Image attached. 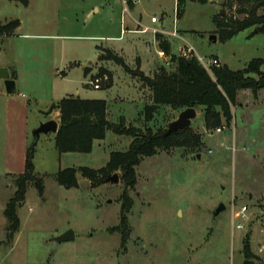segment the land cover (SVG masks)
I'll use <instances>...</instances> for the list:
<instances>
[{
	"label": "rangeland",
	"instance_id": "1",
	"mask_svg": "<svg viewBox=\"0 0 264 264\" xmlns=\"http://www.w3.org/2000/svg\"><path fill=\"white\" fill-rule=\"evenodd\" d=\"M29 1L26 7L0 0V23H21L11 35L0 37V42L7 40L0 65L8 60L11 77L13 67L18 73L15 93L7 97L0 85V264H244L247 236L255 264H264L257 249L259 244L264 248V90L238 92L232 120H223L220 132L206 127L204 110L198 108L191 128L201 138L200 147H173L142 158L133 188L125 185L120 170L110 174L118 175V182L97 187L80 172L106 167L113 152L129 149L131 137L109 130L86 154L61 153L54 133L35 136L53 118L50 109L69 95L106 101L111 123L123 119L127 128L165 133L184 110L164 106L147 119L144 109L153 104L152 92L139 77L107 59L108 52L99 58L101 49L120 55L135 73L152 77L157 69L175 72L177 64L166 60L167 54L160 57L159 31L172 56L187 43L201 57L243 70L253 59H264V33L254 34L252 27L222 42L215 18L243 20L248 6L236 0H186L178 21L177 0H135L133 16L150 31L118 40L111 38L121 36L123 0ZM257 13L263 15L264 9ZM175 29L179 38L171 35ZM98 77L104 82L96 90L90 80ZM30 149L37 180L28 184L24 203L17 205L21 226L15 239L17 233L9 237L4 211ZM70 168L78 170L79 186L67 189L57 177ZM124 201L131 205L125 241L119 228ZM221 205L225 209L216 215ZM243 206L250 219L239 231L235 223ZM69 230L74 240H55Z\"/></svg>",
	"mask_w": 264,
	"mask_h": 264
},
{
	"label": "trees",
	"instance_id": "2",
	"mask_svg": "<svg viewBox=\"0 0 264 264\" xmlns=\"http://www.w3.org/2000/svg\"><path fill=\"white\" fill-rule=\"evenodd\" d=\"M24 6L29 5V0H12ZM195 1V0H190ZM204 2V0H200ZM243 6V12L247 17L243 20H231L225 22L219 16L215 18L217 29L220 32V40L227 42L239 33L256 27L257 34L264 33V14L259 15L257 11L264 9V0H236ZM131 4V2H130ZM186 0H177V17L181 18L185 13ZM20 25V21H11L0 29L8 36ZM161 50L170 55L168 42L160 41ZM109 56L107 59L115 61L124 70L139 77L142 84L152 92L151 106L144 109V115L151 120L160 107L169 106L176 110L188 108H203L204 120L208 129L222 127L223 120L230 123L232 120V105L235 104L238 92L250 90L254 94L264 90V59L257 58L250 61L243 70L234 71L227 65L213 67L211 72L202 67L195 59H184L172 56V61L177 64L175 72L169 73L165 70H158L152 77L146 76L143 72L135 73L130 70L124 59L106 50ZM101 59H105L101 56ZM140 67V61H137ZM15 78V73H13ZM108 87L112 85V76L108 77ZM55 109L60 111V122L56 136V145L61 153H91L96 141L104 140L107 131L111 130L116 135H125L132 138L130 147L125 152H113L107 166L92 170L81 168L80 172L86 179L90 180L94 187L107 183L112 172L118 170L123 173V180L128 188H133L137 182L136 167L142 158L153 157L161 150H169L173 147L199 148L201 145L200 136L196 135L192 128L172 133L163 137V133H146L134 127H126L122 119L119 124L111 123L107 119V103L104 100H85L80 97L70 96L62 99L54 105L49 114ZM34 151L30 149L27 155L25 172L16 180L17 190L14 198L8 203L4 215L8 221V234L13 238L19 232L21 222L17 215V205L24 203L28 184L37 180L34 176L35 166L33 164ZM78 170L66 169L58 174L57 180L61 186L67 189L77 188ZM40 192L43 186L37 181ZM125 197V195L123 196ZM130 203L124 201L122 205V217L119 228L124 234V241L127 239L128 221L127 213ZM242 254L244 264H255L256 256L252 252L250 238L244 240Z\"/></svg>",
	"mask_w": 264,
	"mask_h": 264
},
{
	"label": "water",
	"instance_id": "3",
	"mask_svg": "<svg viewBox=\"0 0 264 264\" xmlns=\"http://www.w3.org/2000/svg\"><path fill=\"white\" fill-rule=\"evenodd\" d=\"M256 33L257 31L255 30L254 34ZM212 39L214 41H217V38L215 36H213ZM0 79L4 81L6 91L8 94L15 93L16 84H15V81L11 79L10 73L7 68H0ZM196 117H197V110L195 108H188L182 111L178 119L169 124L168 130L165 133H163L162 136L167 137L171 135L172 133H177L187 128H191L192 121ZM58 128H59V123L55 120H50L40 125V127L35 131V136L39 137L41 134H47V133L56 134L58 132ZM108 180L112 182H118L119 176L114 175L110 177ZM224 209H225V206L221 205V208L216 212V215ZM74 239H75L74 231L69 230L65 232L64 234L60 235L59 237H57L55 240L58 243H61V242H66V241H72Z\"/></svg>",
	"mask_w": 264,
	"mask_h": 264
},
{
	"label": "built area",
	"instance_id": "4",
	"mask_svg": "<svg viewBox=\"0 0 264 264\" xmlns=\"http://www.w3.org/2000/svg\"><path fill=\"white\" fill-rule=\"evenodd\" d=\"M130 2L135 3V0H123V4L125 6V8H124L125 13L128 12ZM152 22L156 23V22H158V19L156 17H154V18H152ZM126 31H127L126 29L122 30L123 33H125ZM149 31H150L149 28H144L141 31H135V32L147 33ZM171 35H172V37L179 38V32L177 30H174L171 33ZM1 36H6V34L2 33V34H0V37ZM162 55L164 56V52H162ZM177 56L180 58H184V59L195 58L199 62V64L202 67H204L207 71H211V69L213 67L221 66L220 61L217 58L206 59L204 57H201L197 54L195 48L192 45L187 44V43L179 49ZM170 58H172V55L170 56ZM106 81H108V78ZM103 82H104V80L100 77L93 78L92 80H90V86H92V88H94L96 90H99L102 88ZM218 131L220 132L221 129L219 128ZM238 215L240 217V221L235 223V227L237 230L243 231V230H245V226L250 219V214H249L248 208L246 206L241 207ZM257 249H258L259 255L262 257V259L264 261V248H263V246L259 244L257 246Z\"/></svg>",
	"mask_w": 264,
	"mask_h": 264
},
{
	"label": "crops",
	"instance_id": "5",
	"mask_svg": "<svg viewBox=\"0 0 264 264\" xmlns=\"http://www.w3.org/2000/svg\"><path fill=\"white\" fill-rule=\"evenodd\" d=\"M29 4H30V1H29ZM122 4H123V1H122ZM29 6V5H28ZM28 6H26V7H28ZM135 7H136V3H131L130 5H129V8H128V12H124V8H125V6H124V4H123V8H122V16H121V36L120 37H117V38H111V39H118V40H120V39H123V37L125 36V35H127L128 33H132V34H146V33H142V32H135V31H141V30H143L144 28H149V27H143V25H141V22L140 21H137L136 20V18H134V16H133V12H134V10H135ZM98 11V10H97ZM129 15V20H128V18H126V15ZM185 14V13H184ZM176 15H177V12H176ZM92 16V13H88V15H87V17H91ZM184 16V15H183ZM183 16L181 17V18H183ZM152 18H154V17H152ZM181 18H178L177 17V19H178V21H179V19H181ZM152 20V19H151ZM12 21H14V20H12ZM9 22H11V21H8V22H6L5 24H8ZM153 23V22H152ZM156 23H158V22H156ZM156 23H154V24H156ZM1 24V23H0ZM5 24H1V25H5ZM131 24V25H130ZM133 24V25H132ZM20 26H21V23H20V25H19V27L18 28H20ZM17 28V29H18ZM17 29H15V31L17 30ZM124 29H126L127 31L125 32V33H123L122 32V30H124ZM150 29V28H149ZM176 30V29H175ZM161 37L164 39V34L162 33V32H159V31H157V33H156V41H157V44H158V47L160 48V57L161 58H163V55H162V50H161V47H160V39H161ZM6 41L7 40H3V41H1L0 42V53L2 54H7V51H6V47H5V44H6ZM106 50H110V49H104V48H102L101 49V51H100V55H99V58L101 57V55H102V52H105ZM116 52V51H115ZM164 55H165V53H164ZM170 56H171V54L170 55H167L165 58H166V60H168V61H171L172 60V58H170ZM119 57H121L120 55H119ZM122 58V57H121ZM138 60L140 61V69H141V59L140 58H138ZM137 60V61H138ZM219 60V59H218ZM10 62L7 60V61H5V63H3L2 65H0V68H7L8 69V71H9V73H10V77H11V68L12 67H10L8 64H9ZM128 66V65H127ZM142 71V70H141ZM158 71V69L156 70V71H154V74L156 73ZM12 72L13 73H15V78H12L11 77V79L12 80H14L15 81V84H16V88H17V81H18V73H17V71H16V69H15V67H13V69H12ZM143 72V71H142ZM145 73V72H144ZM86 74V73H85ZM87 75V74H86ZM2 81V84H0L1 85V87H4L5 88V90H6V87H5V84H4V81L3 80H1ZM6 93H7V91H6ZM6 95H8L7 97H9V95L10 94H6ZM5 95V96H6ZM70 96H72V95H69V96H67V97H70ZM67 97H65V98H67ZM64 99V98H63ZM62 100V99H61ZM60 100V101H61ZM59 102V101H58ZM52 115H53V118H51V120L53 119V120H55V121H57V120H60L59 118H60V111H59V109H55L52 113H51ZM50 121V120H49ZM58 122V121H57ZM59 123V122H58ZM19 238V232L17 233V236H16V238L15 239H18Z\"/></svg>",
	"mask_w": 264,
	"mask_h": 264
}]
</instances>
